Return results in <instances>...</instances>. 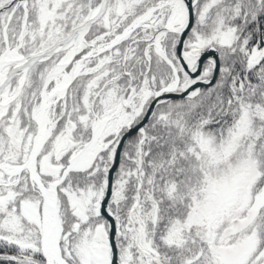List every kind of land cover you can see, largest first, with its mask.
<instances>
[{
    "label": "snow or ice",
    "instance_id": "1",
    "mask_svg": "<svg viewBox=\"0 0 264 264\" xmlns=\"http://www.w3.org/2000/svg\"><path fill=\"white\" fill-rule=\"evenodd\" d=\"M0 264H264V0H0Z\"/></svg>",
    "mask_w": 264,
    "mask_h": 264
}]
</instances>
